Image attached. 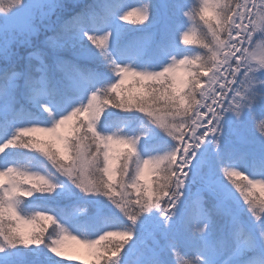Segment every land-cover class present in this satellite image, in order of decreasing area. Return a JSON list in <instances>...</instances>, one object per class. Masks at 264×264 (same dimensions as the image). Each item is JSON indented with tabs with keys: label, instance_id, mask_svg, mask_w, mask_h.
<instances>
[{
	"label": "snow or ice",
	"instance_id": "snow-or-ice-1",
	"mask_svg": "<svg viewBox=\"0 0 264 264\" xmlns=\"http://www.w3.org/2000/svg\"><path fill=\"white\" fill-rule=\"evenodd\" d=\"M0 264H264V0H0Z\"/></svg>",
	"mask_w": 264,
	"mask_h": 264
},
{
	"label": "trees",
	"instance_id": "trees-1",
	"mask_svg": "<svg viewBox=\"0 0 264 264\" xmlns=\"http://www.w3.org/2000/svg\"><path fill=\"white\" fill-rule=\"evenodd\" d=\"M88 2H90V0H88ZM42 38H43V36H40V37H39V39H41V40H42ZM37 42H38L37 39L34 37V38H33V43L35 44V43H37ZM28 51H29V49H25V48H20V49H19V52H20V54H21L22 56H26Z\"/></svg>",
	"mask_w": 264,
	"mask_h": 264
},
{
	"label": "rangeland",
	"instance_id": "rangeland-1",
	"mask_svg": "<svg viewBox=\"0 0 264 264\" xmlns=\"http://www.w3.org/2000/svg\"><path fill=\"white\" fill-rule=\"evenodd\" d=\"M62 2H63V3H70L71 0H62ZM55 18H56L55 16L52 17L53 20H55ZM48 34L50 35L51 33H48ZM41 36H43V35H41ZM42 39H43V38H42Z\"/></svg>",
	"mask_w": 264,
	"mask_h": 264
}]
</instances>
